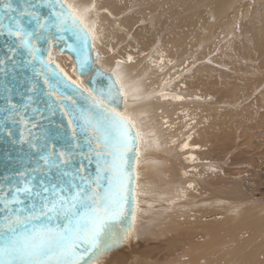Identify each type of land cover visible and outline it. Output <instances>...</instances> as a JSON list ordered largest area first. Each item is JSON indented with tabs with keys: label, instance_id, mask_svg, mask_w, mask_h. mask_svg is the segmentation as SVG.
Instances as JSON below:
<instances>
[{
	"label": "bare ground",
	"instance_id": "bare-ground-1",
	"mask_svg": "<svg viewBox=\"0 0 264 264\" xmlns=\"http://www.w3.org/2000/svg\"><path fill=\"white\" fill-rule=\"evenodd\" d=\"M167 1L94 0L96 12L89 18L90 21L96 23L97 35L99 36L94 48L91 43L92 52H94V56L91 54L92 64L93 66L97 65L99 69L110 75L115 71L121 78L129 91V99L126 103L122 99L120 111L128 112L132 115L142 130L148 134L147 139L149 141L148 144L141 146L140 163L137 168L139 179L136 181L138 185L137 191L141 195L137 197L138 208L135 226L133 227L131 224L132 235L126 241L128 254L114 257V252H109L106 260H95V264H152L154 260V255L152 254L155 250L161 253L160 259L166 258V264H209L212 258L210 253L219 249L222 250L219 258L223 263L233 259L235 264H242L244 258V261H246L244 264H264V200L248 194V190H244L239 178V180L236 178L229 179L231 180L230 182L226 180L228 183L225 182V178L223 179L224 181L221 179L217 181L213 176L208 178L207 174L212 175L215 170L204 171L202 175H190V171H185L184 175H180V171L184 169L185 165L182 164L180 152L176 151L174 147L179 144L178 140L183 135L184 127L204 124L205 119L201 116V113H209L210 105L205 102L202 104L194 101H205L202 97L200 99H183L181 102L178 101V103L175 101L170 102V100L163 103L164 99L160 103L155 99L157 96L155 92H158L157 90L162 86L166 76L161 67L162 64L167 63L165 58L168 57L172 60V58L182 56L191 47L194 49L198 46L199 48V46L204 44V39L212 41L211 48H207L210 49L209 53L215 49V39L217 42L223 41L221 52L234 50L235 55L244 59L256 56L260 60H264V11L253 12L252 15L254 17L250 27L252 37L250 43L245 44L237 29L245 25L239 22L241 16H243L240 10H249L247 9L248 7L242 8L239 6L242 0H177L178 5H187L184 9L188 12L189 22L187 21L188 24L186 26L177 28L173 36L158 47L154 43L157 36L145 37L143 34L146 31L143 32V30L137 28L138 25L142 26L139 21L145 17H138L131 11L134 9L141 13L144 12V14L155 11V13L157 12L162 16L163 12H169L170 6L173 4L172 0L171 3ZM246 1L248 2L249 0ZM77 3L90 5L93 0H77ZM200 7L205 8L208 14L205 13L203 19L197 21L195 18L197 16L200 17ZM202 13L201 11V16H203ZM168 14V19H170L169 15H172V12ZM167 16H165L166 20ZM150 18L153 19L151 16ZM151 19L150 21H153ZM143 23H145L144 20ZM178 33L181 34L182 40H178ZM189 41H191L190 46H188ZM209 43H205V46H208ZM97 53L99 54V59L96 58ZM206 53L207 50L205 49L204 54ZM66 56L67 54L56 53L55 61L60 64L72 79H75L76 76L72 74L74 62H71L67 58L69 56ZM117 57L123 59V63L117 65ZM128 57H132L131 62H128ZM207 58L205 57L206 61ZM161 60L163 63L159 64ZM200 69L216 74V80L209 81L208 78H197L194 80L197 76L193 74L187 81L189 89L203 87L204 92L212 93L211 96H213L219 93V90L228 88L230 89L227 95L228 98L256 97L258 104L261 105L263 102L264 86L258 89L260 82L246 83L235 81L228 83L223 72L204 65ZM208 84L214 85V88L208 89ZM136 89H139V91L137 92ZM175 90L177 88L173 91ZM182 90L185 91V89ZM173 91L171 92L173 93ZM133 96H140V99H133ZM260 98L261 101L259 100ZM191 113L199 114L192 119L191 124L185 122L186 118L181 120L180 115L185 117L190 116ZM262 117L264 118V116ZM214 123L213 117L208 118L206 121L205 126H209L208 135L212 134V125ZM262 136L263 133L256 139L259 144L262 142L260 138ZM193 137L195 138V135ZM262 161L264 160L262 159ZM188 167L190 166H186L187 169ZM196 175L198 178L205 175L208 182L201 178L200 181H197L194 177ZM214 182H217V184ZM153 185L160 186L161 190L164 189V192H166L164 185H166V188L171 186L173 188V185H177L180 189H185L179 191L174 198L179 200V202L188 200L189 202L186 205L189 208L185 210L176 209L174 212L183 211V215L179 218L169 219V213L172 214L173 211H170L169 207L164 205V208L166 207L170 211L167 212L169 218L167 216L163 217L167 215L163 213L155 216L154 213L161 208L162 203L168 202L172 196L169 195L171 192H166L160 197H157L159 194L156 196L155 192V197L142 194V189L147 190L149 186ZM143 186L146 187L143 188ZM153 191L154 189L149 192L152 193ZM162 192L159 191V193ZM182 204L184 206V202ZM257 204L261 206L255 209ZM146 212H153V214H150L149 219L147 216L146 223H143L145 222L143 220ZM152 215L155 217L151 218ZM238 232H247V234L242 233L244 235L240 236L239 241H229L230 245L234 246L233 249H223V246H219L221 242ZM252 238L255 242L251 240ZM251 242L254 243L255 247H253L256 248V252L250 249L252 247H250ZM237 247H239L238 253L230 255L228 260H225L223 256ZM236 255L243 256V258L238 260L235 257ZM253 255L256 259L255 262L252 261ZM123 258L128 259L123 260ZM230 263H232V260Z\"/></svg>",
	"mask_w": 264,
	"mask_h": 264
},
{
	"label": "snow or ice",
	"instance_id": "snow-or-ice-1",
	"mask_svg": "<svg viewBox=\"0 0 264 264\" xmlns=\"http://www.w3.org/2000/svg\"><path fill=\"white\" fill-rule=\"evenodd\" d=\"M0 10L6 14L18 12L20 17L34 22L31 30H25L21 21L14 18L6 31L0 29V35L14 38L18 42L16 47H23L32 60L39 57L41 71L46 73L45 84L49 87L47 95L55 101L50 107L60 108L75 141L70 145L73 151L57 153L53 149L44 156L45 163L59 172L60 182L41 185L39 189L25 183L23 187L8 190L9 194L15 191L16 196L4 199L7 215L0 223V264H95L98 254L127 241L132 235L129 228L117 237L112 233V225L130 215L131 224L135 226L137 197L141 195L137 191V168L141 146L149 143L148 134L131 114L110 106L113 101L119 104L121 99L125 103L129 99V91L115 71L105 77L106 90L83 85L81 76L92 70L89 42L94 48L99 39L97 25L89 19L96 12L94 0L90 5H80L77 0H29L27 6L19 9L11 7V0H0ZM65 32L74 37V43L66 47L76 54L72 69L75 79L53 57V44ZM42 40L48 44L46 57L45 50L38 47ZM96 58L99 59L98 53ZM131 61L132 57H128V62ZM92 71L97 77L104 76L101 69ZM47 77H54L55 85L50 86ZM60 85L71 88L72 94L66 96L57 91ZM160 95L169 98L164 93ZM74 96L82 97L87 108L77 113ZM64 102L70 107H62ZM10 107L15 106L10 104ZM77 128L85 134L83 144L77 138ZM21 136L23 138V133ZM187 147L185 143L182 150ZM53 155L58 156V161L51 158ZM77 155L89 164L95 162V177L85 174L83 163L79 169L68 170ZM68 177L71 180L66 179ZM21 193L33 201L27 210L19 207L25 203L18 198ZM9 204L17 207L9 209Z\"/></svg>",
	"mask_w": 264,
	"mask_h": 264
},
{
	"label": "rangeland",
	"instance_id": "rangeland-1",
	"mask_svg": "<svg viewBox=\"0 0 264 264\" xmlns=\"http://www.w3.org/2000/svg\"><path fill=\"white\" fill-rule=\"evenodd\" d=\"M149 1H152V0H149ZM169 1L171 3V0H168L167 2ZM172 3L173 4L172 6H170V9L168 12L169 14L172 12V15L171 14L169 15L167 12H163L162 16L164 17H162L161 14L157 12L155 13V11H152L153 13L150 12L148 14H144V12L142 13L138 12V10H134V9L133 11H131V13H135L138 17L139 16L145 17V18L140 19L139 23L141 22L140 24L142 26L138 25L137 28H140L141 30H143V32L146 31L148 33L147 34L145 32L143 34L145 37L151 38V37L157 36V39L154 43H156L158 47L165 40L173 36L177 28L186 26V24H188L189 22L188 12L184 9V7H186L187 5L180 6L178 5L177 0H172ZM239 6H241L242 8L248 7L247 9H249L248 11L245 9L240 10L242 11L243 16H241L239 22L245 25L237 28L238 32L241 34V37H243V41L245 42V44H249L251 41V37H252L251 36L252 32L250 30V27L252 23V18L254 17V15L252 14L254 11H258V12L262 10L264 11V0H249L248 2L246 0H242ZM179 11L180 13H178ZM201 11L203 12L202 13L203 16H201ZM199 13H200V17L197 16L195 18L197 21L202 20L203 17L205 16V13L208 14V12L203 7L199 8ZM167 14L169 15L170 19H168ZM150 16L153 19H151ZM165 16H167V20L165 19L166 18ZM142 19L144 20L145 23H143ZM150 19L153 21H150ZM160 22H164V23H160ZM177 38L178 40L183 39L181 38L180 33H178ZM214 42H215V49L210 53H209L210 49H207V48L212 46V41H206L204 39V44L202 46H199V48L198 46L197 47L195 46L196 48L194 49L193 47H191L190 49L185 51L187 52L186 54L184 52L182 56L180 57L177 56L174 59L172 58V60L166 57L165 59L167 60V63L161 65L166 75L165 80L163 81L162 86H160L159 89L157 90L158 92H155L156 95L159 97L158 98L156 96L155 99L158 100L160 103H162L163 99H164L163 103H166L168 100H170V102L175 101L178 103V101L181 102L183 99H193V98L200 99L202 97V99H204L205 101H202V102L200 100H194V101L197 103L200 102L202 104L203 102H205L210 105L209 113H206V114L201 113V116H203V118L205 119L204 124H200L198 126H193V127L191 126L184 127L183 135L181 139L178 140L179 144H177V147H174L176 151L180 152V155L182 158V164L185 165L184 169L180 171V175H184L185 171L186 172L190 171L191 172L190 175H194V174L202 175L204 171H207V170L214 171L215 170L214 172H218V173L213 172L212 175L208 173L207 177L210 178L211 176H213L215 179H217V181L219 179L223 180L225 178L226 183L230 182L233 178H236V179L239 178L240 179L239 182H241L244 190L246 191L248 190L247 191L248 194H250L252 197H255L257 199L264 200V161H262V159L264 160V122H262L264 121V118L262 117L264 116V100L260 105L256 102V97L228 98L227 95L230 91V89L228 88L221 89L219 90V93H216L213 96H211L212 93L210 94L209 92H204L203 87L201 88L195 87L192 89H189V87H187V81L190 79V77L193 74L197 76L194 78V80H196L197 78H208L209 81L216 80V74L212 72H206L203 69H200L204 65V66H209L214 70L223 72L225 74V78L228 80V83L235 82V81H243L246 83L260 82V85L258 88L260 89L262 86H264V64H263L264 60H260L256 56L252 58L247 57V59L246 58L244 59L238 55H235L234 50H225L221 52L223 41L222 40L218 41L219 42L218 43L214 39ZM205 43L206 44L209 43V45L205 46ZM127 44L129 45V43ZM190 45H191V41L188 42V46ZM205 49L207 50L206 54H204ZM195 55H197L198 57ZM205 57L206 58L208 57L207 61ZM67 58H69V60L72 62L70 57H67ZM116 60L122 61L123 59H120V57H117ZM159 64H161V62ZM176 88H177V90H175L176 92L173 91ZM180 88L185 89V91L182 89L180 90ZM207 88L213 89L214 85L208 84ZM171 91H173V93ZM160 92L164 93V95H166L169 98L165 99L163 96L160 95ZM263 94H264V91H263ZM174 97L175 98L181 97V99L175 100ZM259 100L261 101V98ZM198 115H199L198 113H191L190 116L184 117V115H180V117H181V120L186 118L185 122L188 124H191L192 119L196 118ZM211 117L214 118L215 123L212 125V134L208 135L207 130L209 126H205V123L208 120V118H211ZM262 133H263V136L260 137L262 142L261 144H259L256 141V139ZM193 135H195V138L193 137ZM189 137H191V139H188ZM185 143H187L188 147L182 150L183 145ZM188 165L190 167H188L187 169L186 166ZM194 177L196 178L197 181H200V178L206 180L205 175L199 178L197 175ZM206 182L208 181L206 180ZM214 183L217 184V182H214ZM164 186L162 187L165 188V191L167 193L171 192V194L169 195L172 197L169 198L168 202H163V203L161 202L162 203L161 208H159V210L156 211L154 215L156 216L159 213L167 214V215H164V216L162 215V216L168 217L170 215V218L168 217L169 219L174 218V217H178V218L181 217L184 213L183 211L182 212L181 211L174 212V211H176V209L185 210L186 208H189V206L186 205L189 201L183 200L184 202V206H183V204L181 205V203L183 202L182 201L179 202V200H176V198L174 197L179 191H183L185 189L183 188L180 189V187L177 185H173V188L172 186L167 187V188H166V185ZM145 187L146 186H143V188ZM153 189L154 191L152 193L149 192ZM168 189L169 191H167ZM162 190L160 186L153 185V186H149L147 190L142 189L141 192L142 194L143 193L148 194L149 196H153V197H155V193H156V196L159 194L157 197H160L166 194V192H164V189ZM159 191L162 193H159ZM164 205H166V207L168 206L170 211L171 210L173 211V213L171 212L173 215L170 213L168 215L167 212H170V211H168V208L166 207L164 208ZM258 206H261V205L257 204L255 206V209ZM150 214H153V212H146V215H144L146 218L144 217V220H143L145 222L143 223H146L147 216H148V219L150 218ZM154 215H152L151 218H153ZM242 233L247 234V232L234 233L229 238H227L225 241L221 242L219 246L220 245L223 246V249H228V250L233 249L234 246H231L229 241L230 240L239 241L240 236L244 235ZM251 240L253 241V238ZM237 241H233V242H237ZM253 242H255V240ZM253 242L250 243V247L251 246L252 247L251 248L249 247V248L254 250L253 252H256L255 250L256 248H254L255 245ZM239 247L235 248V250H232L226 253L223 256L224 259L228 260V257L230 255L234 253H238ZM221 251L222 250L219 249L216 252L210 253V256L212 258L209 261V264H235V260L233 259L229 260L230 262L232 260V263H230L229 261H224V263L221 262L219 258ZM152 255H154V260H155V261L153 260L152 264H155V263L159 264L160 262H162L160 264H166V261H165L166 258L160 259L161 253H159L158 250H155ZM235 257L238 260L239 258L240 259L243 258V256H237V255ZM252 261L253 262L256 261L254 255L252 257ZM244 262L246 261H244V258H243L242 264H244Z\"/></svg>",
	"mask_w": 264,
	"mask_h": 264
},
{
	"label": "water",
	"instance_id": "water-1",
	"mask_svg": "<svg viewBox=\"0 0 264 264\" xmlns=\"http://www.w3.org/2000/svg\"><path fill=\"white\" fill-rule=\"evenodd\" d=\"M29 0H11V7L19 9L27 6ZM45 11L46 10H42ZM21 21L25 30H31L34 22H30L28 17H20L17 13H5L0 10V29L7 30L13 19ZM54 31V30H53ZM47 36V33H45ZM61 35V34H56ZM17 41L14 38L0 35V223L3 222L7 212L4 207V199L11 200L16 196L15 191L9 194V189L23 187L28 183L34 189H39L41 185L55 184L60 182V174L56 168L45 163L44 156L60 151H73L70 148L75 141L72 140V130L68 127V119L60 111L59 107H50L55 101L47 95L49 87L45 84L46 73L41 71L39 57L32 60V57L23 48H17ZM74 43V37L70 32L62 34L61 39L53 44V57L55 54H67L75 64L76 54L67 50L66 44ZM38 47L44 49V56H47L46 40L39 42ZM57 51V52H56ZM88 53L91 58V42H89ZM28 61H32L29 63ZM90 69H99L97 65L90 63ZM88 71L82 75L84 86L90 89L106 90L108 81L105 78L110 74L104 72V76L97 77L94 71ZM37 72H40L37 75ZM79 74V73H77ZM49 85H55L54 77H47ZM57 91H62L64 95H71L72 89L63 85L57 87ZM77 113L82 108H87L86 101L80 96H74ZM121 102L115 101L110 105L119 111ZM14 105L15 107H10ZM62 107L69 108L67 102L61 104ZM75 126V124H74ZM23 133V138L21 134ZM78 140L83 144L84 135L79 128L76 129ZM134 155V154H132ZM51 158L57 159L53 155ZM83 163L86 175L95 177V162L89 164L82 161L81 156L73 158L69 171L79 169ZM23 174V175H21ZM71 180V177L66 178ZM35 193H33V196ZM25 201L19 205L27 210L33 201L21 193L18 197ZM9 209L16 208L17 205L9 204ZM131 228V216L127 219L116 221L112 225V233L117 237L122 236L123 230ZM109 252H114V257L121 254H128L127 242H118L110 250L98 254L96 260H106ZM128 258H123L127 260Z\"/></svg>",
	"mask_w": 264,
	"mask_h": 264
}]
</instances>
